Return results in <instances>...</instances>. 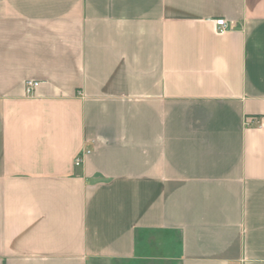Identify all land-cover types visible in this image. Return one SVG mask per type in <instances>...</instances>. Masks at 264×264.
Instances as JSON below:
<instances>
[{
    "label": "crops",
    "instance_id": "crops-1",
    "mask_svg": "<svg viewBox=\"0 0 264 264\" xmlns=\"http://www.w3.org/2000/svg\"><path fill=\"white\" fill-rule=\"evenodd\" d=\"M260 116L264 0H0V264H264Z\"/></svg>",
    "mask_w": 264,
    "mask_h": 264
},
{
    "label": "built area",
    "instance_id": "built-area-1",
    "mask_svg": "<svg viewBox=\"0 0 264 264\" xmlns=\"http://www.w3.org/2000/svg\"><path fill=\"white\" fill-rule=\"evenodd\" d=\"M214 25H215V31L217 33H222L224 31H226V29H227V23H226V21L224 19H216V20H214ZM36 84H37V82H35V81H30V80L26 81L25 82L26 93H30L32 88L34 86H36ZM263 121H264V116L253 117L250 121L246 122V125L253 124V125L259 126V125L262 124ZM86 152H88V150L84 151V153H86ZM81 160H82V154L75 158L74 164L75 165H79Z\"/></svg>",
    "mask_w": 264,
    "mask_h": 264
},
{
    "label": "rangeland",
    "instance_id": "rangeland-1",
    "mask_svg": "<svg viewBox=\"0 0 264 264\" xmlns=\"http://www.w3.org/2000/svg\"><path fill=\"white\" fill-rule=\"evenodd\" d=\"M177 246L175 247V250H176Z\"/></svg>",
    "mask_w": 264,
    "mask_h": 264
}]
</instances>
